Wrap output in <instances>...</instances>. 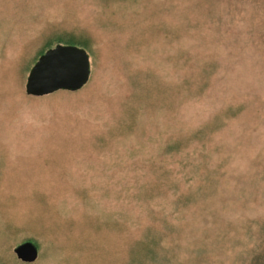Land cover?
I'll return each instance as SVG.
<instances>
[{"label":"rangeland","instance_id":"1","mask_svg":"<svg viewBox=\"0 0 264 264\" xmlns=\"http://www.w3.org/2000/svg\"><path fill=\"white\" fill-rule=\"evenodd\" d=\"M0 264H264V0H0Z\"/></svg>","mask_w":264,"mask_h":264},{"label":"water","instance_id":"2","mask_svg":"<svg viewBox=\"0 0 264 264\" xmlns=\"http://www.w3.org/2000/svg\"><path fill=\"white\" fill-rule=\"evenodd\" d=\"M91 76V58L88 51L75 45L57 44L43 53L31 68L26 81V93L44 96L59 90L77 91ZM23 262H35L39 256L37 245L26 241L14 248Z\"/></svg>","mask_w":264,"mask_h":264}]
</instances>
